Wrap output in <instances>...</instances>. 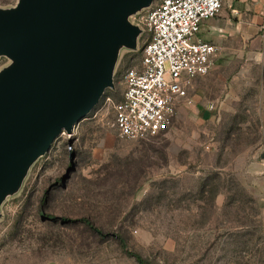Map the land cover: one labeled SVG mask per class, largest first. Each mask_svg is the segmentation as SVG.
Wrapping results in <instances>:
<instances>
[{
    "label": "rangeland",
    "instance_id": "374dc122",
    "mask_svg": "<svg viewBox=\"0 0 264 264\" xmlns=\"http://www.w3.org/2000/svg\"><path fill=\"white\" fill-rule=\"evenodd\" d=\"M141 58L140 40L119 49L114 86L4 199L0 264H137L116 234L154 264H264V58L228 56L168 130L125 140L113 107ZM11 63L0 56V71ZM82 217L107 235L72 221Z\"/></svg>",
    "mask_w": 264,
    "mask_h": 264
},
{
    "label": "water",
    "instance_id": "95a60500",
    "mask_svg": "<svg viewBox=\"0 0 264 264\" xmlns=\"http://www.w3.org/2000/svg\"><path fill=\"white\" fill-rule=\"evenodd\" d=\"M154 0H19L0 7V207L63 131L114 86L122 46L141 28L129 17ZM1 215V213H0Z\"/></svg>",
    "mask_w": 264,
    "mask_h": 264
},
{
    "label": "built area",
    "instance_id": "2783aa9c",
    "mask_svg": "<svg viewBox=\"0 0 264 264\" xmlns=\"http://www.w3.org/2000/svg\"><path fill=\"white\" fill-rule=\"evenodd\" d=\"M223 6L224 0H158L136 13L142 58L137 68L123 74L122 99L113 107V126L121 139L136 140L166 131L180 106L194 104L196 80L211 72L219 52L199 32ZM207 108L213 110L216 105L211 102Z\"/></svg>",
    "mask_w": 264,
    "mask_h": 264
},
{
    "label": "crops",
    "instance_id": "0c3cea01",
    "mask_svg": "<svg viewBox=\"0 0 264 264\" xmlns=\"http://www.w3.org/2000/svg\"><path fill=\"white\" fill-rule=\"evenodd\" d=\"M264 0H224L220 14L205 21L208 39L203 40L215 43L219 52L215 57L211 72L196 80L195 86L201 79L209 78L217 72L222 61L228 56L260 62L264 58L262 44L264 32ZM195 89V88H194ZM194 95V91H193ZM256 171L264 173V160L254 165ZM264 178V175H261Z\"/></svg>",
    "mask_w": 264,
    "mask_h": 264
},
{
    "label": "trees",
    "instance_id": "16d2710c",
    "mask_svg": "<svg viewBox=\"0 0 264 264\" xmlns=\"http://www.w3.org/2000/svg\"><path fill=\"white\" fill-rule=\"evenodd\" d=\"M72 221H80L85 223L91 230L95 231L98 235L105 236L104 232L88 217H82L79 219H73ZM115 237L118 239V242L122 250L129 256L135 258L137 264H154V260L151 257H145L139 252L131 249L122 234H116Z\"/></svg>",
    "mask_w": 264,
    "mask_h": 264
}]
</instances>
